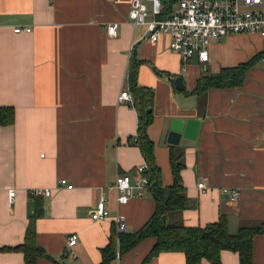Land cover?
Returning a JSON list of instances; mask_svg holds the SVG:
<instances>
[{
	"label": "crops",
	"instance_id": "0c3cea01",
	"mask_svg": "<svg viewBox=\"0 0 264 264\" xmlns=\"http://www.w3.org/2000/svg\"><path fill=\"white\" fill-rule=\"evenodd\" d=\"M130 3L0 0V107L14 109L13 125L0 126V248L23 242L36 207L37 200L28 198L34 190L51 192L36 196L43 204L36 232L38 245L54 264H100L113 230L118 242L117 213L125 218L126 234L151 217V192L136 186V168L144 160L128 142L136 136L137 115L132 103L118 101L121 92L131 95L127 74L132 56L142 62L137 83L154 92L147 134L165 187L172 184L170 123H191L176 145L184 151V226L203 227L223 214L235 234L244 223L264 222V59L240 87L192 93L202 73L236 67L264 51V35L221 37L210 44L206 63L195 57L183 67L167 35L151 43L145 26L133 27ZM164 7L162 0V12ZM176 10L177 2L169 15ZM113 23L119 25L118 35L109 38L106 27ZM15 28L31 31L15 33ZM177 77L184 92L173 85ZM118 175L129 176L133 186L134 196L125 205L116 203ZM61 179L72 188L60 187ZM201 182L203 189L197 187ZM11 189L15 195L9 203ZM231 192L237 193L235 200ZM101 198L109 217L95 222L91 212ZM72 234L77 243L68 250ZM154 243L153 238L142 240L108 264H185L181 253H161L144 262ZM252 253V264H264V235L254 238ZM220 260L239 264L238 255L229 251H222ZM0 264H24L23 255L0 252ZM37 264L52 263L39 259Z\"/></svg>",
	"mask_w": 264,
	"mask_h": 264
},
{
	"label": "trees",
	"instance_id": "16d2710c",
	"mask_svg": "<svg viewBox=\"0 0 264 264\" xmlns=\"http://www.w3.org/2000/svg\"><path fill=\"white\" fill-rule=\"evenodd\" d=\"M176 2L177 0H165L164 11L159 17L169 15L168 12ZM262 59H264V51L236 67L222 68L217 73L206 71L198 78L192 93L203 95L209 89L240 87L248 71ZM141 63L132 56L128 64L127 86L133 98L132 108L137 115L136 136L128 138V142L139 149L146 164L143 175L150 183L149 190L154 200V211L148 221L135 233H120L117 243L113 230L109 245L101 252L100 264H108L117 253L124 254L147 238H153L155 243L144 262L152 260L161 253H181L184 255L185 264H201L202 260H206L209 264H222L221 252L229 251L238 255L239 264H252L253 240L258 235H264V222L244 223L239 226L235 234L228 231V220L223 214L219 215L216 222L203 227L184 226L180 217L187 207L186 191L180 176L185 166L184 151L179 146H169L172 184L168 187L163 186L161 172L155 163L154 144L147 134V129L153 121L154 92L137 83V70ZM148 110L150 112H147ZM13 123L14 109L0 107V126H10ZM28 198L37 201L34 214L28 217L23 242L15 247H2L0 252H19L23 255L24 264H37L39 259H47L54 264V260L37 243L36 220L42 217V200L33 196L31 192L28 193Z\"/></svg>",
	"mask_w": 264,
	"mask_h": 264
},
{
	"label": "built area",
	"instance_id": "2783aa9c",
	"mask_svg": "<svg viewBox=\"0 0 264 264\" xmlns=\"http://www.w3.org/2000/svg\"><path fill=\"white\" fill-rule=\"evenodd\" d=\"M146 3L150 4V11ZM150 12V13H149ZM162 12V0H131L128 17L133 27L145 26L147 40L155 43L161 35H167L170 39V49L180 57L182 66L188 65L193 58L198 62L206 63L209 59V46L221 37L228 35L258 33L264 35V6L262 0H178L177 10L168 16L159 18ZM151 14L152 19L148 20ZM119 25L116 23L107 25L106 34L109 38L118 35ZM30 32V28H15V33ZM118 101L120 103H132V96L121 92ZM146 164L136 168L140 175L136 182L137 188H149L150 183L144 177ZM60 187L66 186V180H60ZM71 189V185L66 186ZM197 187L203 189L201 182ZM113 189L116 192V203L127 204L133 195L131 179L127 175H118L115 178ZM50 191L34 190L35 196H50ZM8 200L11 202L15 195L14 190L8 191ZM237 193L231 192V199L235 200ZM109 217L106 201L101 198L91 212V220L98 222ZM118 233L125 230V218L117 213L113 218ZM77 235L69 236L66 247L72 249L77 243Z\"/></svg>",
	"mask_w": 264,
	"mask_h": 264
},
{
	"label": "water",
	"instance_id": "95a60500",
	"mask_svg": "<svg viewBox=\"0 0 264 264\" xmlns=\"http://www.w3.org/2000/svg\"><path fill=\"white\" fill-rule=\"evenodd\" d=\"M173 85L177 91H184L182 78H175ZM147 112H150V110H148ZM190 124L184 123L183 121L178 119H173L170 123L167 142L171 145H178L181 136H187Z\"/></svg>",
	"mask_w": 264,
	"mask_h": 264
},
{
	"label": "rangeland",
	"instance_id": "374dc122",
	"mask_svg": "<svg viewBox=\"0 0 264 264\" xmlns=\"http://www.w3.org/2000/svg\"><path fill=\"white\" fill-rule=\"evenodd\" d=\"M175 7V6H174Z\"/></svg>",
	"mask_w": 264,
	"mask_h": 264
}]
</instances>
